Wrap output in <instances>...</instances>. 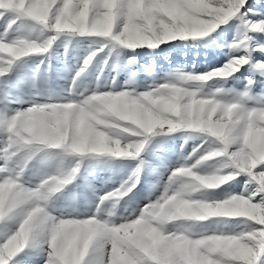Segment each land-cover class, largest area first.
<instances>
[{
    "label": "clouds",
    "instance_id": "1",
    "mask_svg": "<svg viewBox=\"0 0 264 264\" xmlns=\"http://www.w3.org/2000/svg\"><path fill=\"white\" fill-rule=\"evenodd\" d=\"M261 5L0 0V264H264Z\"/></svg>",
    "mask_w": 264,
    "mask_h": 264
},
{
    "label": "rangeland",
    "instance_id": "2",
    "mask_svg": "<svg viewBox=\"0 0 264 264\" xmlns=\"http://www.w3.org/2000/svg\"><path fill=\"white\" fill-rule=\"evenodd\" d=\"M249 3L251 5L252 0H249ZM262 8H264V0H262ZM228 35L229 37L231 36V29H228ZM169 51L172 52V56L171 59L173 60V62H178L181 61L182 57H181V53L179 51L178 48H176L173 45H165L162 46L161 49L156 53V57L159 60V62L165 66H167V62L162 58L164 54L168 53ZM140 58L143 61H147L149 59V57L152 55V53H149L147 50H143L139 52ZM257 56L259 58H264V56H261L260 53H257ZM223 53L220 51H216V52H209L208 56L205 57L203 55H201L198 58V62L201 63L202 65L204 63H208V64H215V63H219L222 62L223 60ZM189 59H191V57H189ZM182 141L177 138L174 141L173 140H169L161 149H158L156 152V155L153 156L152 160L154 164L163 166L166 163H172L176 160L178 153L180 152V148L179 145ZM191 148V142H189V144L186 146L187 150H190ZM118 178V176H117ZM149 179H153V178H149L147 176V174H145V177L142 179L141 184L138 188V194L140 197H143V195L146 192V188H147V182L149 181ZM103 180L105 182H108V174L105 173L103 175ZM97 187H100L101 185V181L98 180L97 182ZM242 183V181H241ZM237 187H239V185H237ZM81 189H77V192H81ZM143 202V201H142ZM28 261V264H38V262L36 261L35 257H29L26 258Z\"/></svg>",
    "mask_w": 264,
    "mask_h": 264
}]
</instances>
